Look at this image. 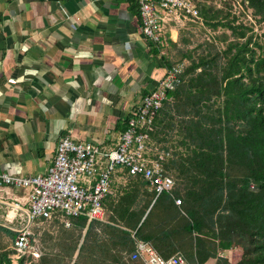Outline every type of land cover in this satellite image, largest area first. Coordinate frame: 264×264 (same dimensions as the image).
<instances>
[{"label": "trees", "instance_id": "obj_1", "mask_svg": "<svg viewBox=\"0 0 264 264\" xmlns=\"http://www.w3.org/2000/svg\"><path fill=\"white\" fill-rule=\"evenodd\" d=\"M192 1L199 14L181 15L177 40L152 41L176 79L147 154L164 155L172 192L151 204L155 188L119 164L104 220L68 217L67 226L60 211L39 218V255L18 264H144L131 256L141 240L191 264H264V0ZM18 226L0 221V264H15ZM237 241L244 252L220 255Z\"/></svg>", "mask_w": 264, "mask_h": 264}, {"label": "crops", "instance_id": "obj_2", "mask_svg": "<svg viewBox=\"0 0 264 264\" xmlns=\"http://www.w3.org/2000/svg\"><path fill=\"white\" fill-rule=\"evenodd\" d=\"M184 25L165 15L163 36L177 40ZM161 54L138 0H0V173L47 174L65 135L116 149L145 91L166 76ZM29 191L0 188L6 217Z\"/></svg>", "mask_w": 264, "mask_h": 264}, {"label": "built area", "instance_id": "obj_3", "mask_svg": "<svg viewBox=\"0 0 264 264\" xmlns=\"http://www.w3.org/2000/svg\"><path fill=\"white\" fill-rule=\"evenodd\" d=\"M138 2L142 31L146 38L153 42L162 41V21L165 15L177 14L179 17L183 14H199L192 0ZM175 79L176 73L171 71L157 88L143 96L137 109L128 118L116 149L102 152L97 143L76 142L69 135H65L59 141L54 163L47 174L16 176L7 172L0 173V188H30L26 202L23 204L16 199L11 207L13 219L19 223L14 241V255L38 256L33 246V226L39 218L51 217L55 211L72 217L85 215L90 220L103 219V200L111 189V176L119 164L125 165L132 174L143 175L155 188L156 195L151 204L161 193L172 192L175 181L166 172L164 155L161 153L157 158H151L147 154L146 143L156 112L163 105L167 98V89L173 87ZM103 160H106L104 165ZM175 202L180 205L183 199L177 197ZM65 224L69 226V222ZM225 250L227 251H222ZM225 255L226 253L222 256ZM131 256L141 259L144 264H191L181 254L164 257L152 244L142 240L137 242Z\"/></svg>", "mask_w": 264, "mask_h": 264}, {"label": "rangeland", "instance_id": "obj_4", "mask_svg": "<svg viewBox=\"0 0 264 264\" xmlns=\"http://www.w3.org/2000/svg\"><path fill=\"white\" fill-rule=\"evenodd\" d=\"M174 16L175 17H177L178 15L177 14H174ZM186 24V23H185ZM185 26V25H184ZM197 30V29H196ZM5 206H7L8 207V205L7 204H5ZM4 205L3 206H0V221L5 225H13V223L14 222H18V221H16L15 219V221L14 220H12V218L11 217H9V216H5V211H6V207H5ZM16 226V225H15ZM237 243V246H236V244L235 243H232L229 247H228V249H227V252H229L228 254H230L231 255V258H233V256H235V255H237V253L239 254L240 252H244L245 250H246V247H245V245L244 244H239V241H237L236 242ZM232 246H233V249H231L232 248ZM224 253H226L225 251H222L221 252V254L223 255ZM228 254H226V255H228ZM26 255V254H25ZM13 257H14V263L15 264H18L17 263V255H13Z\"/></svg>", "mask_w": 264, "mask_h": 264}]
</instances>
